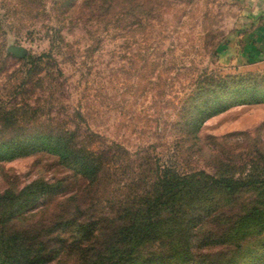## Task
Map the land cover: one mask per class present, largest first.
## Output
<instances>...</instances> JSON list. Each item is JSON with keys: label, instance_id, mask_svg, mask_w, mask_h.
<instances>
[{"label": "rangeland", "instance_id": "obj_1", "mask_svg": "<svg viewBox=\"0 0 264 264\" xmlns=\"http://www.w3.org/2000/svg\"><path fill=\"white\" fill-rule=\"evenodd\" d=\"M98 6L0 0V139L68 130L87 148L108 149L107 160L119 152L123 158L110 161L99 187L48 152L0 161V195L37 180L62 184L16 216L11 231L45 239L46 228L71 216L114 217L115 201L130 194L140 173L152 180L137 168L141 150L150 170L157 162L180 174L264 172V103L212 116L196 136L183 128L180 112L205 72L264 77V0H146L139 19L130 11L108 17ZM14 46L25 48V57L10 51ZM3 112L11 115L4 119ZM252 202L264 208V188L222 201V218L206 230L222 232ZM76 262L66 254L47 264Z\"/></svg>", "mask_w": 264, "mask_h": 264}, {"label": "trees", "instance_id": "obj_2", "mask_svg": "<svg viewBox=\"0 0 264 264\" xmlns=\"http://www.w3.org/2000/svg\"><path fill=\"white\" fill-rule=\"evenodd\" d=\"M145 1L97 0L99 11L108 17L120 12L127 16L130 11L135 19ZM198 84L180 109L183 128L195 136L212 116L233 106L264 103V77L205 72ZM3 113L4 119L11 115ZM141 151L136 153L137 168L144 169L152 180L146 183L147 175L140 173L129 185L130 194L114 200V217L79 220L71 216L46 228L49 236L45 239L41 233L11 231L8 226L62 184L37 180L19 192L1 194L0 264H47L66 254L76 256V264H264V208L258 202L245 206L222 232L206 230L209 223L222 218V201L237 199L248 190H262L264 172L245 177L205 171L180 174L163 170L157 162L150 170L149 155ZM41 152L54 154L62 165L97 187L102 185L110 161L123 159L119 152L107 160L108 149L87 148L68 130L16 132L0 139V161ZM151 244L158 250L144 252ZM214 247H222L223 252H203Z\"/></svg>", "mask_w": 264, "mask_h": 264}, {"label": "water", "instance_id": "obj_3", "mask_svg": "<svg viewBox=\"0 0 264 264\" xmlns=\"http://www.w3.org/2000/svg\"><path fill=\"white\" fill-rule=\"evenodd\" d=\"M10 51H12L16 56L18 57H25L26 55V50L25 48L21 46H14L10 48Z\"/></svg>", "mask_w": 264, "mask_h": 264}]
</instances>
